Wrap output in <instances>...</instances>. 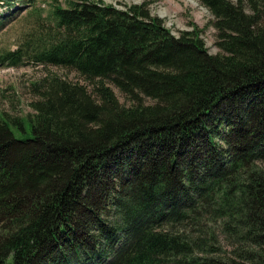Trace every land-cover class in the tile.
<instances>
[{
	"label": "trees",
	"instance_id": "16d2710c",
	"mask_svg": "<svg viewBox=\"0 0 264 264\" xmlns=\"http://www.w3.org/2000/svg\"><path fill=\"white\" fill-rule=\"evenodd\" d=\"M199 2L216 54L147 2L52 0L3 57L92 89L0 110V264H264V0Z\"/></svg>",
	"mask_w": 264,
	"mask_h": 264
},
{
	"label": "rangeland",
	"instance_id": "374dc122",
	"mask_svg": "<svg viewBox=\"0 0 264 264\" xmlns=\"http://www.w3.org/2000/svg\"><path fill=\"white\" fill-rule=\"evenodd\" d=\"M68 1L59 0L64 7ZM105 4H113L119 8L127 5L149 3L150 12L154 16L162 18L165 25L178 37L183 31L197 29L201 38L212 54L219 52L216 46L215 18L199 0H101ZM19 7L18 12L10 11L8 4H0V110H5L14 116H24L33 112L31 103L41 98L34 84L42 81L44 77L51 74L59 75L74 83H80L92 87L78 73L69 69L36 65L29 60L1 61V58L9 52L19 49L25 40L29 38L27 33L36 29L38 22H51L49 13L53 8L52 0H37L30 7H25L18 0L10 2ZM12 5L13 8H15ZM10 16H7L8 14ZM6 19H1L4 17ZM7 16V17H6ZM113 88L120 102L129 105L128 99L113 85ZM17 137L24 138V135L17 133Z\"/></svg>",
	"mask_w": 264,
	"mask_h": 264
}]
</instances>
